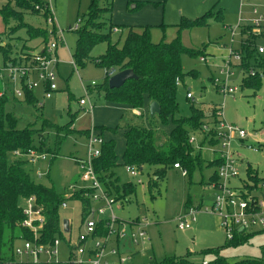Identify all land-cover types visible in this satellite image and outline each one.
Returning <instances> with one entry per match:
<instances>
[{"label":"rangeland","instance_id":"374dc122","mask_svg":"<svg viewBox=\"0 0 264 264\" xmlns=\"http://www.w3.org/2000/svg\"><path fill=\"white\" fill-rule=\"evenodd\" d=\"M113 1H117L113 4ZM113 11L107 15L105 11L100 12L101 20L95 19V23L109 22V17L121 25L125 14L129 19L138 18L133 15L135 12L141 11L145 6L151 5V10L155 7H162L164 13V21L167 28H159L151 24V41L153 43H170L176 36V26L182 19L194 20L207 11L216 12L219 9L223 12L221 21L211 20L207 27L185 31L181 35V43L188 49L200 51V56H203L204 62H200L199 58H191L188 55L181 56V66L186 73L195 72L193 76H187L184 83L178 86L176 100L178 105L177 117H188L191 112L192 103L185 99L187 91H191L197 101L196 106L204 103L208 106H223L224 118L226 121L234 122L235 125L244 129L248 138L245 144L251 145L257 151L249 150L246 147L238 149L240 161V175L245 176L247 165L252 167L254 173H258L260 178L264 177V80L262 88L258 92L248 89H242L241 85L247 77L248 72L241 67L235 71V76L231 79V84L239 88L238 92L233 96L223 98L218 94V88L214 84V77L218 76L219 69L224 65L225 58L228 56L230 47V32L226 27H238L236 35L232 39V49L242 50L244 45L241 44V39L253 38L255 45H264V36L252 34L251 21L254 19L252 14L253 9L264 11V0H186L182 9H177L173 12L167 11L166 0L153 2L156 0H113ZM164 1V3H163ZM145 2L146 4L138 11L131 12L130 9L135 3ZM199 2V4H195ZM6 3V0H0V8ZM89 0H56L54 2V13L60 29L63 31L65 45L58 48L57 55L60 63L57 67V86L59 91L56 95L45 101L43 108L22 105V102L14 100L5 107L6 112L12 113L17 118V128H30L34 130L43 129L41 124L47 121L56 127H65L75 119L69 129H61L57 131L45 127L42 136L45 139L44 149L50 155L57 138L62 139V144L58 152V156L51 162V156L46 157L44 161L39 162L35 166H28V173L36 182L50 186L53 185L56 193L66 197L67 189H63L70 184L72 180H76L77 172L73 158L75 156H83L86 152L85 131L91 129L92 126L99 127L96 131L103 136V140H109L112 135L116 145V154L118 156L119 166L113 169L115 178H118L119 184L131 183L134 187V195L125 197L123 200L114 205V213L125 223L139 222L140 219H145L149 223L147 227L148 239L139 241L137 245H132L128 238H123L119 242L121 251H126L130 247L136 252L125 264H149L151 261L156 263L161 262L168 257L185 259L194 264L209 262L213 259L211 254H204L208 250H216L225 242L224 236L219 229L218 221L212 215L201 213L196 216V220L191 224V229L180 231L176 228L174 219L181 214L189 204L197 205L200 203L202 191L198 184L201 179L207 180L212 169L206 168V163H203V168L197 169L191 178L182 177L180 171L169 169L166 173L164 181L159 183L157 189L152 190V195L148 193V186L152 181V174L148 168H144L139 176L141 183H138V178H133L126 172L124 166H121V156L124 152V140L118 135L119 130L114 133L116 126L131 125L134 127H152L154 125L160 131L166 134L170 132L171 124L162 127L158 125L156 115L151 117L148 114L147 106L133 109L129 105L110 106L104 100V92L101 85L104 82L105 70L95 64V60L104 54L106 49L105 43H99L95 46L90 54V60L85 62L83 67L79 66L75 70L69 63L73 58L76 32L70 31L68 28H74L81 20L83 23L86 20ZM101 10L105 4H99ZM127 6V9H126ZM124 7V8H123ZM85 18V19H83ZM97 20V21H96ZM153 22V18L148 20ZM24 22L35 28H43L44 21L42 18L25 15ZM161 23V22H160ZM15 25L14 22L4 24L0 18V42L10 46L12 51L11 58L22 53L32 52L31 48L33 41H30L25 33V30H20L14 34L10 33ZM106 26V24H105ZM127 27V26H126ZM117 32L120 30L117 28ZM124 35L118 42L122 45L126 28H123ZM141 32V31H139ZM121 34H112V42H117ZM251 36V37H250ZM227 40V42L225 41ZM114 40V41H113ZM221 40V41H219ZM223 40V41H222ZM217 41V45L214 44ZM226 42V45L223 43ZM35 43V41H34ZM33 43V44H34ZM4 48V46L2 47ZM214 55V56H212ZM263 57H257L252 60L249 67L253 72H260V64L264 63ZM224 59V60H222ZM2 56L0 54V64ZM257 66V67H256ZM197 72V73H196ZM115 74V73H114ZM94 83L91 88L92 92L86 106L79 105V100L82 99L83 91L81 83L88 85ZM97 86V87H96ZM101 95V96H99ZM151 103V101L149 100ZM88 106L91 108L88 110ZM105 107H108L105 109ZM46 123L45 125L47 126ZM102 126V127H101ZM42 130V131H43ZM68 131H74L67 134ZM42 133V132H41ZM113 138V137H112ZM200 139V137H199ZM198 139V140H199ZM35 146H38V137L33 138ZM201 151L203 159L206 161L213 159V154L207 145H204ZM195 153H198L196 150ZM11 161L17 160L12 156ZM41 170V179L35 175L36 170ZM79 184L75 185L78 187ZM65 190V191H64ZM64 191V194L63 192ZM71 192V191H70ZM69 194V193H68ZM206 199V200H205ZM205 202H210L208 197H205ZM80 203L71 201L66 210L60 209L62 218L71 220L72 229L70 233H65L63 239L56 237L59 241L57 263L66 264L69 257V242H73L74 238L80 231ZM122 224V222H119ZM118 225L115 226L117 229ZM120 229H126V226L119 225ZM21 245L17 242L14 245L13 252L7 253L9 261L6 264H31L26 256H20L15 253L16 248ZM264 245V236L256 234L250 239L249 243L235 248H227L219 253L227 259L229 263L243 261L244 259H254L260 257V247ZM112 239L108 242V247H116ZM123 253V252H122ZM116 262L115 257H111ZM110 259V258H107Z\"/></svg>","mask_w":264,"mask_h":264},{"label":"trees","instance_id":"16d2710c","mask_svg":"<svg viewBox=\"0 0 264 264\" xmlns=\"http://www.w3.org/2000/svg\"><path fill=\"white\" fill-rule=\"evenodd\" d=\"M113 0H89L86 20L76 32V43L73 53L75 68L78 65L83 67L85 62L90 60V54L99 43L106 44V50L99 59L95 60L98 67L105 70L104 82L101 88L104 92V100L111 104L129 105L133 109L141 108L144 105V98L147 97L151 102H155L160 107V114L157 117L158 125L162 127L169 124L173 125L172 130L167 135L160 131L156 125L148 127L129 126L123 133L125 149L121 156V166L135 167L143 172L148 168L152 174V181L147 190L153 197L152 190L157 189L159 183L164 181L167 171L174 164H178L187 172V177L192 179L193 173L197 169H211L219 166L217 160L206 161L201 155V151L195 153L194 148L189 145V136L193 131L201 127L202 113L196 108H191L188 117H177L178 105L176 94L178 86L176 80L183 84L186 77L193 74L183 71L181 66V56L188 55L191 58H200V51L188 49L181 43V35L185 31H192L198 28L207 27L209 21H221L223 12L219 9L216 12L207 11L194 20L182 19L176 26V36L170 43H153L151 41V26L126 27L128 30L121 46L118 42H112L113 30L116 29L109 17V22L95 23V19H102L100 12L105 11L107 15L112 13ZM35 0H6L0 8V18L4 24L14 22L15 25L10 30L12 34L25 30L30 41L43 39L47 41V33L41 28H35L24 22L25 15H32ZM104 3L106 10H101L99 4ZM164 3V1H163ZM145 2L135 3V12L143 8ZM83 18V19H85ZM97 21V20H96ZM106 24V26H105ZM121 27V26H119ZM159 28H167L160 25ZM141 31V32H139ZM251 37V36H250ZM244 45L240 53L243 56V70L249 72L252 60L260 57L257 55L254 39H241ZM10 46H0V54L4 61L11 58ZM264 58H262L263 60ZM261 73L256 71L253 75H247L241 87L242 89L258 92L262 88L264 80V63L259 65ZM257 67V66H256ZM132 70L136 79H130L118 89L108 88L110 74L124 70ZM197 73V72H196ZM188 76V77H189ZM14 100V99H13ZM18 102L17 99H15ZM22 102V101H21ZM11 100L0 97V264H6L9 259L7 253H12L14 245L21 240H31L30 231L21 227L24 220L20 203L23 199L35 197L37 203L43 208L45 225L41 232L40 242L42 244L51 243L56 237L63 239L64 231L60 215V207L64 202L76 201L81 206V216H85L89 208V200L85 196L87 191H79L71 198H64L62 194L56 193L53 185L45 186L31 178L28 173V166L21 160H10L15 152L26 153L29 150L43 151L46 142L42 134L45 127L60 131L69 129L75 119L65 127H56L53 124L43 121L41 131L30 128H17V118L10 112H6L5 107ZM19 103V102H18ZM22 105L37 106V98L26 93ZM38 107V106H37ZM43 108V107H38ZM46 123L47 126L45 125ZM102 127V126H101ZM97 128L95 127V130ZM98 128L97 130H99ZM120 127L111 129L116 133ZM43 130V131H42ZM101 130V129H100ZM42 132V133H41ZM74 131H68L70 134ZM89 131L84 132L88 136ZM101 135V134H100ZM38 137V146L34 145L33 138ZM62 139L57 138L51 154V162L58 156ZM203 142L200 143L202 147ZM114 140L105 141L100 147V156L93 161L94 171L99 175L107 192L117 203L125 197L134 195V187L131 183L119 184L118 178L114 177L113 169L119 166ZM46 153V152H45ZM248 180L256 184L260 177L254 173L251 167L247 169ZM100 235H106V230L101 231ZM255 235H237L232 241L224 242L216 250H208L204 254H211L213 259L207 264H264V245L260 247V257L254 259H244L229 263L219 252L227 248H235L249 243ZM149 264H194L185 259L168 257L161 262L151 261ZM202 264V263H201Z\"/></svg>","mask_w":264,"mask_h":264},{"label":"built area","instance_id":"2783aa9c","mask_svg":"<svg viewBox=\"0 0 264 264\" xmlns=\"http://www.w3.org/2000/svg\"><path fill=\"white\" fill-rule=\"evenodd\" d=\"M55 1L35 0L32 15L43 19L45 25L41 29L46 31L47 41L38 39L39 44L32 52L22 53L7 61L2 59L0 97L24 102L25 94L31 93L37 98V106L43 107L45 101L53 98L59 91L57 50L59 46L66 43L54 13ZM252 14L255 16L250 23L252 34L264 36V11L254 8ZM81 25L80 20L74 28L69 27L68 29L77 31ZM225 29L231 34L228 56L225 58L224 65L219 69L218 76L213 79L218 88V94L223 98L233 96L238 92L239 88L231 84V79L235 76V71L243 65L242 54L239 50L232 49L231 45L238 27L229 26ZM113 32H117V29ZM0 46L3 47L5 44L0 42ZM256 50L257 55L264 58V45H256ZM199 61L204 62V58L200 57ZM71 64L76 70L73 59ZM253 74L254 72L249 70L248 75ZM176 85H181L178 80H176ZM92 86H95L93 82L87 87L82 85L84 97L79 100V105H86L89 97L88 88ZM185 99L202 113L201 127L190 133L189 145L195 151H200L204 145H207L213 154L212 160H217L220 164L211 168L206 181L198 183L205 195H202L200 203L189 204L181 214L176 216L174 219L176 228L180 231L189 230L196 216L206 213L217 219L225 242L232 241L239 234L264 236V178H260L259 182L254 184L248 180L247 170H245V176H241L238 156V149L243 146L253 151L258 149L245 144L248 134L244 129L226 121L222 105L208 106L200 103L196 106L197 101L191 91L186 93ZM90 108L88 106V110ZM88 131L86 156L74 161L79 186H73L71 192L66 194V198H71L76 192L87 191L85 196L89 200V208L83 217L80 211V231L72 243V238L70 239L69 257L66 264H125L131 256L119 252V242L123 238H128L130 244L137 245L139 241L147 240L149 223L145 219L125 223L115 215L114 205L117 203L107 192L93 166V161L100 156V147L104 140L95 127ZM201 142L204 144L202 147ZM13 155L17 160L31 167L51 156L33 149L26 153L15 152ZM124 168L131 177L138 178L137 182L141 183L140 170L135 167ZM171 169L178 170L182 177H187L186 170L178 164H174ZM35 175L41 179V170L37 169ZM205 197H208L210 202H205ZM20 208L24 216L20 225L30 231L32 239L19 241L21 245L16 248L15 253L26 256L31 264L57 263L59 241L54 239L47 244L40 242V234L45 225L42 206L37 203L35 197H29L21 201ZM60 209L66 210L67 202H64ZM116 225H118L117 229H115ZM119 225L126 226V229H120ZM103 230L104 233L106 230V235L101 236L100 233ZM111 239L113 244L117 245L116 247H108ZM111 257H115L117 262ZM202 264H207V262H202Z\"/></svg>","mask_w":264,"mask_h":264},{"label":"crops","instance_id":"0c3cea01","mask_svg":"<svg viewBox=\"0 0 264 264\" xmlns=\"http://www.w3.org/2000/svg\"><path fill=\"white\" fill-rule=\"evenodd\" d=\"M161 0H156V1H153V2H160ZM203 2L204 3H206V0H203ZM117 3V1H113V4H116ZM185 4H187L186 3V0H166V6H167V11H169V12H173V11H175V10H177V9H182L183 8V6L185 5ZM195 4H199V2H196ZM134 7L135 6H132V8L131 9H134ZM150 7H153V6H151V5H147V6H145L141 11H139V12H135V13H133V15H137L138 16V18H133V19H129V16H127V14H125V16H124V19L122 20V23H123V25H126L127 27H144V26H151V24H154L155 26H158L159 24H165V25H169V24H166L165 23V21H164V13H163V9H162V7H155V9L154 10H151V8ZM124 8V7H123ZM126 9H127V6H126ZM112 11H113V7H112ZM114 15L112 14V16H110V21H111V23L114 25V26H116V29L117 28H119L120 29V27L119 26H121V25H119V24H116L113 20H112V17H113ZM151 18H153V22H149L148 20L149 19H151ZM161 22V23H160ZM227 28V27H226ZM118 30V29H117ZM127 32H128V30H127ZM127 32H126V34H127ZM121 34V36L117 39V41H120L121 40V38H122V36L124 35V31H123V28H121L118 32H113V34ZM125 34V35H126ZM126 37V36H125ZM114 41V40H113ZM219 41H221V40H219ZM223 41V40H222ZM225 41L227 42V40L225 39ZM226 42H224L223 43V45H226ZM33 43H34V41H33ZM32 43V46H31V48H37V45L39 44V42L36 40L35 41V43L33 44ZM229 43H230V40H229ZM214 44L215 45H217V41H214ZM60 47V46H59ZM106 50V49H105ZM239 50V49H238ZM58 51V50H57ZM103 55V54H102ZM212 56H214V55H212ZM57 57H58V55H57ZM58 60H59V58H58ZM222 60H224V59H222ZM71 61H72V59L70 60V64H71ZM59 63H60V60H59ZM58 63V64H59ZM72 65V64H71ZM57 74H58V72H57ZM82 83H81V87H82ZM90 84H88V85H83V86H89ZM97 87V86H96ZM59 90V89H58ZM82 91H83V89H82ZM88 92H89V97H90V95H91V93L92 92H95L94 91V89H92L91 87H89L88 88ZM187 92H189V91H187ZM186 92V93H187ZM56 95V94H55ZM54 95V96H55ZM53 96V97H54ZM99 96H101V95H99ZM185 96H186V94H185ZM89 97H88V99H89ZM104 98V97H103ZM52 99V98H51ZM81 100V99H80ZM108 103V102H107ZM144 103H145V106H147V109H148V114H149V105H150V102H149V99L147 98V97H145L144 98ZM12 104V103H11ZM46 104V103H45ZM45 104H44V106H45ZM108 105H110V106H120V107H124L123 105H117V104H111V103H108ZM43 106V107H44ZM86 106V105H85ZM108 107H105V109H107ZM230 123H232V124H235L234 122H230ZM129 126H131V125H129V124H127V125H124V126H118V127H120V129H119V132H121V133H119L118 135H120L121 137H122V139H123V133H124V131H125V129L127 128V127H129ZM92 127H96L95 125L94 126H92ZM91 127V128H92ZM117 127V126H116ZM96 128H99V127H96ZM172 128H173V125L171 124V129H170V131L172 130ZM86 132V131H85ZM170 133V132H169ZM168 133V134H169ZM167 134V135H168ZM117 135H115V136H113L112 135V137L109 139V140H114V137H116ZM101 137H102V139H103V136L101 135ZM87 137L85 136V139H86ZM109 140H107V141H109ZM124 140V139H123ZM106 141V140H105ZM124 145H125V142H124ZM125 148V147H124ZM259 149V148H258ZM85 156H86V152H85V154L83 155V156H75L74 158H73V163H74V161L75 160H77V159H83V158H85ZM205 160V159H204ZM208 161H211V160H208ZM74 166H75V164H74ZM248 167H250V165H247V167H246V169L245 170H247L248 169ZM251 169H253L252 167H251ZM258 174V173H257ZM74 175H77V172H75L74 174H73V177H74ZM259 176V175H258ZM75 178V177H74ZM264 178V177H263ZM76 180H72L71 182H70V184L68 185V186H66V187H63V189H67V191H65L66 192V194L67 193H69L70 191H71V189H72V187L73 186H75V185H77V184H79V179L78 178H75ZM200 181H203V179H201ZM199 181V182H200ZM64 191H62L63 192V194H64ZM62 194V193H61ZM70 202H67V207H68V204H69ZM61 219L62 220H67V222H68V226H69V228H68V231L67 232H69L70 233V231H71V229H72V225H71V220L70 219H68V218H62L61 217ZM66 232V233H67ZM119 245V244H118ZM133 248V247H132ZM131 247L128 249V250H126V251H121L120 250V248H119V246H118V250H119V252L120 253H122V254H124V255H127V256H133L134 254H136V252H134V250L132 249Z\"/></svg>","mask_w":264,"mask_h":264},{"label":"water","instance_id":"95a60500","mask_svg":"<svg viewBox=\"0 0 264 264\" xmlns=\"http://www.w3.org/2000/svg\"><path fill=\"white\" fill-rule=\"evenodd\" d=\"M130 79H136V76L134 75L132 70L128 69V70L117 72V73H115L109 77L108 88L109 89H118V88L122 87L125 84V82L130 80ZM159 114H160L159 105L155 102H151L149 105V115L151 117H153L155 115L158 116ZM62 227H63L64 232L68 231L69 226H68L67 220L62 221ZM241 231H242V229L240 230V232Z\"/></svg>","mask_w":264,"mask_h":264}]
</instances>
